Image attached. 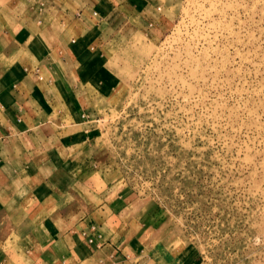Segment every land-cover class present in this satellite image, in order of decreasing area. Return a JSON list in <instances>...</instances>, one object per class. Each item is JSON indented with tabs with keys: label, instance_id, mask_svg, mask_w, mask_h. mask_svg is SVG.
Returning a JSON list of instances; mask_svg holds the SVG:
<instances>
[{
	"label": "rangeland",
	"instance_id": "374dc122",
	"mask_svg": "<svg viewBox=\"0 0 264 264\" xmlns=\"http://www.w3.org/2000/svg\"><path fill=\"white\" fill-rule=\"evenodd\" d=\"M168 5L156 33L130 21L93 52L92 183L132 201L144 250L264 264V0Z\"/></svg>",
	"mask_w": 264,
	"mask_h": 264
},
{
	"label": "crops",
	"instance_id": "0c3cea01",
	"mask_svg": "<svg viewBox=\"0 0 264 264\" xmlns=\"http://www.w3.org/2000/svg\"><path fill=\"white\" fill-rule=\"evenodd\" d=\"M169 2L0 0V264H188L144 250L132 201L83 154L93 52L130 21L156 33Z\"/></svg>",
	"mask_w": 264,
	"mask_h": 264
}]
</instances>
